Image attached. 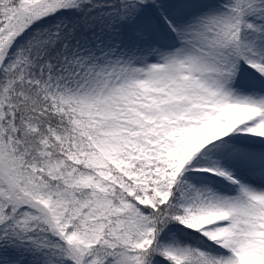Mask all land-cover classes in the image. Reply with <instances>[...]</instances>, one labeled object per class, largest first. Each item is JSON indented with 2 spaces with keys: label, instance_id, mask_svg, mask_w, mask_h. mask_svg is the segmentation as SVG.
Returning <instances> with one entry per match:
<instances>
[{
  "label": "snow or ice",
  "instance_id": "snow-or-ice-1",
  "mask_svg": "<svg viewBox=\"0 0 264 264\" xmlns=\"http://www.w3.org/2000/svg\"><path fill=\"white\" fill-rule=\"evenodd\" d=\"M0 264H264V0H0Z\"/></svg>",
  "mask_w": 264,
  "mask_h": 264
}]
</instances>
